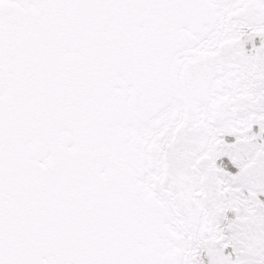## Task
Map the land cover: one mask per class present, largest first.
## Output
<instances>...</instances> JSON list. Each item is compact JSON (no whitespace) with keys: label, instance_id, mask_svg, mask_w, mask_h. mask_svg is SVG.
<instances>
[{"label":"snow or ice","instance_id":"6c2138e0","mask_svg":"<svg viewBox=\"0 0 264 264\" xmlns=\"http://www.w3.org/2000/svg\"><path fill=\"white\" fill-rule=\"evenodd\" d=\"M0 264H264V0H0Z\"/></svg>","mask_w":264,"mask_h":264}]
</instances>
